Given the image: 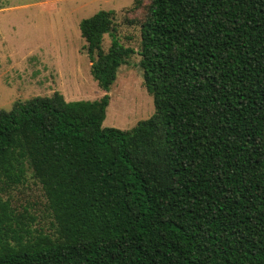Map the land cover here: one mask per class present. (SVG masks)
<instances>
[{
	"label": "trees",
	"instance_id": "obj_1",
	"mask_svg": "<svg viewBox=\"0 0 264 264\" xmlns=\"http://www.w3.org/2000/svg\"><path fill=\"white\" fill-rule=\"evenodd\" d=\"M114 20L80 22L105 91L135 53ZM140 23L150 118L104 127L109 93L0 109V264H264V0H148ZM30 170L52 232L3 195Z\"/></svg>",
	"mask_w": 264,
	"mask_h": 264
},
{
	"label": "rangeland",
	"instance_id": "obj_2",
	"mask_svg": "<svg viewBox=\"0 0 264 264\" xmlns=\"http://www.w3.org/2000/svg\"><path fill=\"white\" fill-rule=\"evenodd\" d=\"M140 1V2H139ZM148 0H0V109L17 100L61 92L65 99L95 100L109 93L104 127L132 129L155 112L140 65L141 20ZM99 10H114L115 33L135 53L120 66L109 91L91 73V60L80 22ZM112 36L105 34L107 51ZM18 211L27 208L32 227L53 231L41 184L30 170L25 183L3 192Z\"/></svg>",
	"mask_w": 264,
	"mask_h": 264
}]
</instances>
